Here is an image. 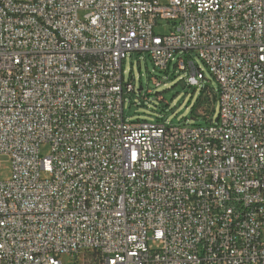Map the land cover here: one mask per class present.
<instances>
[{
	"label": "built area",
	"instance_id": "built-area-1",
	"mask_svg": "<svg viewBox=\"0 0 264 264\" xmlns=\"http://www.w3.org/2000/svg\"><path fill=\"white\" fill-rule=\"evenodd\" d=\"M132 52L219 122L126 123ZM0 155V264H264V0H0Z\"/></svg>",
	"mask_w": 264,
	"mask_h": 264
},
{
	"label": "rangeland",
	"instance_id": "rangeland-1",
	"mask_svg": "<svg viewBox=\"0 0 264 264\" xmlns=\"http://www.w3.org/2000/svg\"><path fill=\"white\" fill-rule=\"evenodd\" d=\"M156 33L159 35L169 33L168 23L161 22L156 27ZM175 57L176 60L171 65L169 74H166L155 67L147 53L132 52L128 54L124 63L125 84L133 83L135 90L127 92L125 89L124 92V120L126 123H165L190 127L216 125L215 120L219 118L218 102L214 113L212 110L214 108V93L218 92L219 83L195 53L190 56L186 52H179ZM181 57L186 59L192 57L200 67L205 79L199 87L188 86L185 81L188 73L175 69V63ZM174 74L176 77H173ZM156 81L160 83L159 86ZM202 91L204 94L200 98ZM209 118L213 120V123H208ZM41 155L49 157L51 146H42ZM0 166L1 180H10L12 176L10 157L0 155ZM61 261L63 264H71L69 255H63Z\"/></svg>",
	"mask_w": 264,
	"mask_h": 264
},
{
	"label": "trees",
	"instance_id": "trees-1",
	"mask_svg": "<svg viewBox=\"0 0 264 264\" xmlns=\"http://www.w3.org/2000/svg\"><path fill=\"white\" fill-rule=\"evenodd\" d=\"M175 69L177 70V67H176V65H175ZM162 73H166V74H169V72H170V68L167 70V71H161ZM173 77H176V75L174 74L173 75ZM204 94V92L202 91L201 92V95H200V98H201V96ZM200 98H199V100H200ZM199 100L197 101V104L199 103ZM217 93H214V108H213V110H212V113H214L215 112V106H216V104H217ZM196 109V108H195ZM211 118H209V121H208V123H211Z\"/></svg>",
	"mask_w": 264,
	"mask_h": 264
},
{
	"label": "water",
	"instance_id": "water-1",
	"mask_svg": "<svg viewBox=\"0 0 264 264\" xmlns=\"http://www.w3.org/2000/svg\"><path fill=\"white\" fill-rule=\"evenodd\" d=\"M216 124L219 122V118L215 120ZM211 123H213V120H211Z\"/></svg>",
	"mask_w": 264,
	"mask_h": 264
}]
</instances>
